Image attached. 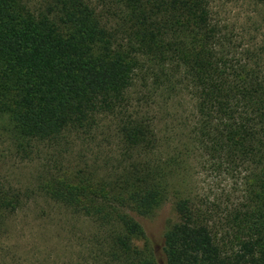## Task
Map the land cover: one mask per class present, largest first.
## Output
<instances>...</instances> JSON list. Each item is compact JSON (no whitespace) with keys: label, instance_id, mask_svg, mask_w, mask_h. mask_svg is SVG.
<instances>
[{"label":"trees","instance_id":"16d2710c","mask_svg":"<svg viewBox=\"0 0 264 264\" xmlns=\"http://www.w3.org/2000/svg\"><path fill=\"white\" fill-rule=\"evenodd\" d=\"M212 1L0 0V124L51 151L35 185L0 182V224L34 195L93 224V264H264V0L241 35ZM198 146L243 173L237 203L195 196Z\"/></svg>","mask_w":264,"mask_h":264},{"label":"rangeland","instance_id":"374dc122","mask_svg":"<svg viewBox=\"0 0 264 264\" xmlns=\"http://www.w3.org/2000/svg\"><path fill=\"white\" fill-rule=\"evenodd\" d=\"M28 1L33 8L44 5V0ZM212 8L215 18L239 35L249 26L252 27L253 21L260 22L262 17L261 5L259 6L255 0H213ZM184 100L185 112L191 114L189 96ZM87 142L93 147L101 144L102 140ZM82 146L83 143L75 144L74 150L78 151ZM43 149L40 153H35L33 159L19 156L0 124L1 184L5 187L14 186L16 189L17 187L26 189L35 185L34 175L38 165L47 162L50 157L51 151ZM205 155L199 147L194 157L192 187L199 201L213 207L215 211L216 209L221 211L229 203H237L242 197L243 173L227 163L220 165ZM160 214L164 218L166 214L173 218L175 216L174 212L169 211V206L163 207ZM75 217L64 212L54 202L33 195L0 224V264H93L81 240L83 232L79 227L84 225L93 228V224L88 220L79 221ZM151 229L157 231L161 227L156 223ZM137 243L141 245L140 241Z\"/></svg>","mask_w":264,"mask_h":264}]
</instances>
